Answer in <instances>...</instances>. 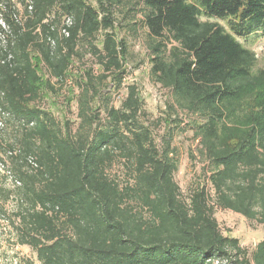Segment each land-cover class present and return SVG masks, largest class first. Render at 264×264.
Instances as JSON below:
<instances>
[{
    "label": "trees",
    "instance_id": "16d2710c",
    "mask_svg": "<svg viewBox=\"0 0 264 264\" xmlns=\"http://www.w3.org/2000/svg\"><path fill=\"white\" fill-rule=\"evenodd\" d=\"M10 1L0 0V114L21 129L4 154L21 182L15 240L37 261L25 264H264V238L248 254L214 216L231 210L264 229V67L239 40L264 36V0H20L23 17ZM117 12L140 14L168 108L197 116L188 126L210 188L182 195L173 133L154 140L170 115L150 118L135 84L114 104L128 58ZM116 162L125 180L109 175Z\"/></svg>",
    "mask_w": 264,
    "mask_h": 264
},
{
    "label": "rangeland",
    "instance_id": "374dc122",
    "mask_svg": "<svg viewBox=\"0 0 264 264\" xmlns=\"http://www.w3.org/2000/svg\"><path fill=\"white\" fill-rule=\"evenodd\" d=\"M12 1L23 17V3L20 0ZM117 15L121 19L117 30L119 35L126 39L128 58L125 64L127 75L122 87L117 94H114V104L118 105L119 100L126 92L127 85L135 84L142 97L143 108L149 112L150 118L170 115L168 125L162 123L155 132L154 140L160 146L163 138L161 135L165 134L166 136L167 132L173 133L172 155L177 162L174 180L179 185L182 195L187 196L190 189L197 183L206 184L210 188L207 176L211 166L201 152L199 139L193 135L189 127V122L198 119L197 116L187 114L179 109L175 112L168 108L169 104L174 103L170 91L156 83L150 75L149 52L147 51L149 37L146 29L140 23H134L140 18V14L138 13L134 19H122L120 12H117ZM221 23L224 24V21ZM132 27L134 28L132 29ZM239 40L255 52L257 58L255 69L264 67V36L260 31H255L248 37L239 38ZM61 99V97L51 98L56 101L54 104L59 106H61ZM47 102L48 107L53 110L51 102L49 100ZM59 110H55L58 117H60ZM72 110H74L73 107L71 113L67 112V116L74 119ZM7 118L6 115L0 114V262L1 264H25L26 258L37 261L35 252L28 245L18 244L15 240L11 219L18 204L16 198L21 182L12 172L14 162L4 154L7 145L17 141L21 129L15 122ZM108 173L120 181L128 177L126 166L121 162L112 165L108 169ZM214 216L221 232L224 235L236 237L239 244L246 248L248 254H251L255 245L264 238V229L255 219H248L236 212L221 208L214 210Z\"/></svg>",
    "mask_w": 264,
    "mask_h": 264
}]
</instances>
